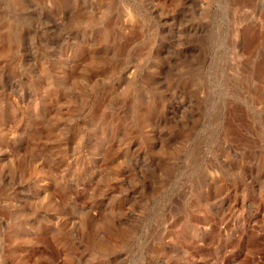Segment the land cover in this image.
Listing matches in <instances>:
<instances>
[{
	"label": "rangeland",
	"instance_id": "obj_1",
	"mask_svg": "<svg viewBox=\"0 0 264 264\" xmlns=\"http://www.w3.org/2000/svg\"><path fill=\"white\" fill-rule=\"evenodd\" d=\"M0 264H264V0H0Z\"/></svg>",
	"mask_w": 264,
	"mask_h": 264
}]
</instances>
